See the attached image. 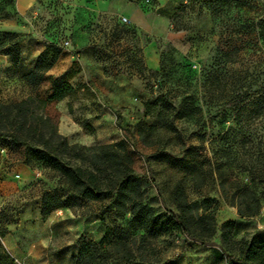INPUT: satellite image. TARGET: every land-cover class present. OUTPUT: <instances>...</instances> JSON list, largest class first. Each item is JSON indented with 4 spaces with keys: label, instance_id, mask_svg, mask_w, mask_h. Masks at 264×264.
<instances>
[{
    "label": "rangeland",
    "instance_id": "rangeland-1",
    "mask_svg": "<svg viewBox=\"0 0 264 264\" xmlns=\"http://www.w3.org/2000/svg\"><path fill=\"white\" fill-rule=\"evenodd\" d=\"M20 1L0 13V31L14 32L22 52L15 68L0 55V100L46 98L54 83L68 82L76 92L57 104L58 132L87 147L126 140L133 168L146 182V201L160 220L178 214L173 196L178 183L188 203L214 200L213 237L200 241L174 231L156 241L159 259L227 264L214 252L227 220L235 221V239L264 240V0H128L149 32L127 16L130 22L121 23L123 14L92 11L95 4L86 11L76 0ZM45 41L58 44L63 55L54 73L46 72L32 89L22 77L33 69ZM146 44H154L156 69L148 65ZM185 108L192 118H179L177 110ZM67 111L78 123L63 122L60 132L61 113ZM16 153H4L0 172ZM192 163L200 170L197 180L189 174ZM33 169L35 180L24 187L21 179H12L16 191L0 185V228L12 224L23 253L15 258L19 262L72 264L80 235L99 241L103 234L99 206L41 217L40 196L59 179L43 166ZM250 175L262 180L261 208L240 218L233 192L250 184ZM103 217L108 224L110 215ZM129 219L117 222L126 225Z\"/></svg>",
    "mask_w": 264,
    "mask_h": 264
},
{
    "label": "trees",
    "instance_id": "trees-1",
    "mask_svg": "<svg viewBox=\"0 0 264 264\" xmlns=\"http://www.w3.org/2000/svg\"><path fill=\"white\" fill-rule=\"evenodd\" d=\"M14 2L0 0V13ZM21 53L19 37L14 32L0 31V55L6 57L10 68L18 66ZM62 55L63 49L58 44L45 41L33 69L22 77L23 81L32 89L37 88ZM75 92L68 82L54 83L46 98L28 95L18 101L0 100V149L17 152L14 160L18 163L32 169L35 165L43 166L59 179L56 188L42 192L39 215L45 218L58 209L75 211L85 204L99 206L103 234L99 241L80 235L72 264H171L169 260L158 258L156 241L159 238L174 231L200 241L212 238L215 233L213 199L188 203L178 183L173 192L178 214H171L162 221L146 201V182L133 168L126 140L87 147L69 143L58 132L57 104ZM161 103L167 109L171 106L165 99ZM149 105L146 102V106ZM189 110L178 109L179 118H192L193 112ZM189 167L192 178L199 179L197 164ZM218 173L222 179L221 171ZM261 181L250 175V184L235 187L233 199L237 200L233 204L240 218L259 213L262 192L258 183ZM106 213L110 215L108 224L103 217ZM125 215H129V222L118 223L117 219ZM5 225L0 228V264H15L14 257L2 243L8 233ZM234 227V220L221 224L220 247L215 254L225 258L227 264H264V240H237L233 236Z\"/></svg>",
    "mask_w": 264,
    "mask_h": 264
},
{
    "label": "crops",
    "instance_id": "crops-1",
    "mask_svg": "<svg viewBox=\"0 0 264 264\" xmlns=\"http://www.w3.org/2000/svg\"><path fill=\"white\" fill-rule=\"evenodd\" d=\"M77 3H84V10L88 11L91 10L89 7V4L94 5L95 7L92 11H95L97 13L104 12L109 15H116V14H123L124 18H131L134 24L137 26V28L141 32H149V25L146 23L145 19L141 16V14H138V10L135 8L132 3L128 0H76ZM22 3L20 0H18V4ZM127 16V17H126ZM127 18L128 22H130V19ZM144 52L148 61V65L151 69H156L158 67V57L155 53L154 44H146L144 47ZM61 58V57H60ZM83 58L87 63H89V56L87 53L83 54ZM23 60V57H22ZM59 61V59H58ZM57 61V62H58ZM56 65V64H55ZM55 65L50 69V73H54L55 71ZM63 122H68L75 124L78 121L75 120V116L73 113H70L69 111L62 112L61 113V123L59 126L60 132ZM89 123V122H88ZM76 125V124H75ZM63 134V133H62ZM66 136V134H63ZM2 151L0 156V165H3L4 163V153L6 152L5 149H0ZM8 161H6L7 168L4 171L0 172V185L1 187H7L11 191H16L17 188H15L12 183V179L14 177L21 179V187H24L25 185L30 184V182L35 180V171L34 169L23 165L21 163L15 162L12 159L7 158ZM18 172V174L12 176V173ZM20 187V186H19ZM67 212L71 211V209H58L54 212ZM37 213L39 215V204L37 205ZM7 228L8 233L5 235V237L2 239V243L4 247L9 251V253L16 258V256H23V253L21 252L20 248L17 245V241L13 237L14 228L11 223H7L5 225Z\"/></svg>",
    "mask_w": 264,
    "mask_h": 264
},
{
    "label": "built area",
    "instance_id": "built-area-1",
    "mask_svg": "<svg viewBox=\"0 0 264 264\" xmlns=\"http://www.w3.org/2000/svg\"><path fill=\"white\" fill-rule=\"evenodd\" d=\"M120 21L123 22V23H127L128 22L127 18H124V17H121L120 18ZM14 260H15L16 264H23L22 262H19L15 258H14Z\"/></svg>",
    "mask_w": 264,
    "mask_h": 264
}]
</instances>
